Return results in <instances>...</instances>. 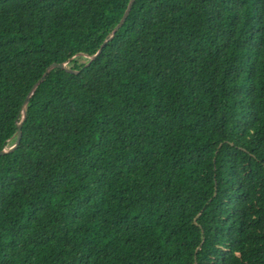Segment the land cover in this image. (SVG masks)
Returning a JSON list of instances; mask_svg holds the SVG:
<instances>
[{"label":"trees","instance_id":"16d2710c","mask_svg":"<svg viewBox=\"0 0 264 264\" xmlns=\"http://www.w3.org/2000/svg\"><path fill=\"white\" fill-rule=\"evenodd\" d=\"M129 3L0 0V264H264V0Z\"/></svg>","mask_w":264,"mask_h":264},{"label":"water","instance_id":"95a60500","mask_svg":"<svg viewBox=\"0 0 264 264\" xmlns=\"http://www.w3.org/2000/svg\"><path fill=\"white\" fill-rule=\"evenodd\" d=\"M134 4V0H130V3L128 5V8L125 12V14L123 15L122 19H120L119 23L116 25V27L113 29V31L111 32L110 34V37L109 39H111L114 34L117 32V30L120 28V26L123 24V22H125L126 18L128 17L130 11H131V8ZM107 43V41H104L103 44L101 45V47L98 49V51L89 58V62L86 64V66H88L91 61H93L99 54L100 52L102 51V48L105 46V44ZM53 69H59V70H65V66L64 65H49L46 70L44 71V73L42 74V76L35 82V84L32 86L31 88V91L29 93V95L27 96V98L24 100L23 104L21 105L22 106V117L23 119L22 120H25L26 118V113H27V100L29 98V96L33 93V91L36 89V87L46 78L47 74L52 71ZM69 73H73V72H70V71H67ZM76 74V73H74ZM21 138H22V122H20L18 124V131H17V140H16V143L8 150H3L0 152V156L6 154V153H11V152H14L18 146L20 145L21 143Z\"/></svg>","mask_w":264,"mask_h":264}]
</instances>
